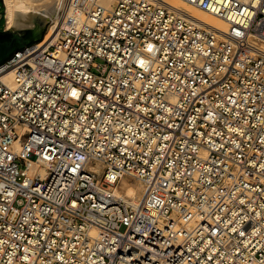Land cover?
I'll return each instance as SVG.
<instances>
[{
	"label": "built area",
	"instance_id": "1",
	"mask_svg": "<svg viewBox=\"0 0 264 264\" xmlns=\"http://www.w3.org/2000/svg\"><path fill=\"white\" fill-rule=\"evenodd\" d=\"M182 1L227 32L67 0L0 66V264H264V0Z\"/></svg>",
	"mask_w": 264,
	"mask_h": 264
},
{
	"label": "bare ground",
	"instance_id": "2",
	"mask_svg": "<svg viewBox=\"0 0 264 264\" xmlns=\"http://www.w3.org/2000/svg\"><path fill=\"white\" fill-rule=\"evenodd\" d=\"M101 1L105 5H111L114 2V0ZM166 2L173 8L189 14L198 22L206 24L207 26H210L220 32H227L228 30V26L224 20L193 8L182 0H166ZM3 3L5 6L6 18H8V20L6 21L7 31L13 28L15 29V27L25 28L35 25V23L31 21H20V19L25 20L26 12H33L38 13L51 21V25L45 36L46 39H48L56 29L60 14L66 10L65 7L67 4V0H3ZM80 13L81 10L75 7L67 11L64 18L69 20L70 18H72V16H77ZM9 75H11V73H9ZM9 78H11V76H9ZM94 169L100 170L101 168L96 167ZM121 188L124 189L125 192H128L127 197L131 198L134 203L139 202L144 193L141 185L129 183L126 180L122 182ZM118 193H120V191Z\"/></svg>",
	"mask_w": 264,
	"mask_h": 264
},
{
	"label": "water",
	"instance_id": "3",
	"mask_svg": "<svg viewBox=\"0 0 264 264\" xmlns=\"http://www.w3.org/2000/svg\"><path fill=\"white\" fill-rule=\"evenodd\" d=\"M7 20L8 18L0 16V25H3ZM20 21L34 22L36 28L27 30L25 35H16L0 27L1 33L13 35L10 41L0 42V66L5 64L6 60L13 58L18 50L24 51L29 46L42 41L50 22L48 18L33 12H26L25 20L20 19Z\"/></svg>",
	"mask_w": 264,
	"mask_h": 264
},
{
	"label": "rangeland",
	"instance_id": "4",
	"mask_svg": "<svg viewBox=\"0 0 264 264\" xmlns=\"http://www.w3.org/2000/svg\"><path fill=\"white\" fill-rule=\"evenodd\" d=\"M185 7V6H184ZM61 15V14H60ZM0 16H2V17H6V13H5V6H4V3L0 0ZM65 16H66V14H65ZM64 16V17H65ZM59 20H60V16H59ZM50 25H51V21L49 22V25H48V28H47V32H48V30H49V27H50ZM0 27H3L4 29H6V22L3 24V25H0ZM36 28V26L35 25H33V26H28V27H25V28H22V27H15V29L13 28V29H11V30H8L9 32H11V33H13V34H16V35H25L26 34V31L27 30H34ZM47 32L44 34V38H43V40L45 39V36H46V34H47ZM42 40V41H43ZM42 41H40V42H42ZM39 42V43H40ZM99 64H103V62L102 61H97ZM119 192V191H118ZM127 193L128 192H126V195H127Z\"/></svg>",
	"mask_w": 264,
	"mask_h": 264
},
{
	"label": "trees",
	"instance_id": "5",
	"mask_svg": "<svg viewBox=\"0 0 264 264\" xmlns=\"http://www.w3.org/2000/svg\"><path fill=\"white\" fill-rule=\"evenodd\" d=\"M10 38H11V35L4 34L3 32L1 34L0 32V42L10 41L11 40Z\"/></svg>",
	"mask_w": 264,
	"mask_h": 264
},
{
	"label": "flooded vegetation",
	"instance_id": "6",
	"mask_svg": "<svg viewBox=\"0 0 264 264\" xmlns=\"http://www.w3.org/2000/svg\"><path fill=\"white\" fill-rule=\"evenodd\" d=\"M2 34V33H1ZM13 38V35H11V38L10 39H12Z\"/></svg>",
	"mask_w": 264,
	"mask_h": 264
}]
</instances>
